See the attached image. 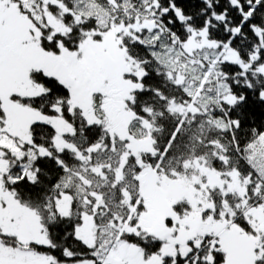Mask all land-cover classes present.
<instances>
[{
    "label": "trees",
    "instance_id": "obj_1",
    "mask_svg": "<svg viewBox=\"0 0 264 264\" xmlns=\"http://www.w3.org/2000/svg\"><path fill=\"white\" fill-rule=\"evenodd\" d=\"M12 1L25 7L29 18L37 25L40 19L45 21L42 28L40 25L39 45L43 52L54 55L63 50L77 51L89 37L100 40L114 25L127 27L120 33L121 45L142 68L131 76L140 84L130 102L138 118L132 124L131 133L134 137L149 135L153 143L151 151L128 156L124 139L116 143L101 124L90 123L70 111V92L63 81L46 70L35 68L32 75L45 92L14 100L41 116L61 115L73 130L66 135L73 147L58 149L54 143L55 128L46 120L33 122L29 129L31 146L24 144V147L35 149L37 155L27 173L18 165L12 168L13 181L6 184L8 189L20 202L50 214L48 243H32L33 250L50 255L57 262L94 259V248L75 232L86 213L100 227L110 222L115 226L121 223L123 239L140 248L148 258L160 254L162 239L127 230L137 221L132 212L139 198L137 210L140 215H147L148 196L141 188L147 183L144 166L177 178L193 175L190 165L199 159L223 176L238 173L242 180L248 181L249 205L264 204V168L261 167L264 163V70H261L264 65V0H27L26 4L24 0ZM49 15L60 17L64 28L56 29ZM137 23L147 24L136 30ZM204 29L209 39L238 55L236 61L219 59L215 67L232 97L218 98L215 87L207 82L202 86L204 103L197 112L188 113L184 118L182 112L171 106L192 100L195 88H188L193 85L189 82L178 83L174 75L170 77L178 64L174 60V68L168 70V56L164 57L163 53L176 51L177 44L184 48L193 32L200 33ZM191 56L187 60L192 64L187 62V66L206 72L208 59H204L203 54L200 57L199 53ZM212 57L215 56L209 58ZM194 81L199 83L200 77ZM2 106L0 102L1 116ZM80 155L91 162V188L84 185L88 167L83 170ZM91 193L94 194L91 204H85L83 198H89ZM64 194L72 198V210L65 215L58 211V201ZM239 201L214 188L204 204L214 202L217 216L222 211L229 212L228 215L236 211L232 220L248 234L250 224L241 214L242 209L234 207ZM225 202H230L233 210L222 209ZM178 205L180 210L173 207L175 213L191 212L192 205L187 200ZM209 211L210 208L205 209ZM173 220L167 219L169 226ZM2 239L12 247L18 244L7 234ZM222 239L206 234L195 242L192 237L188 242L191 249L188 258L182 256L181 251L177 257L170 251L162 264H174V260L176 264H223L228 251Z\"/></svg>",
    "mask_w": 264,
    "mask_h": 264
},
{
    "label": "rangeland",
    "instance_id": "obj_2",
    "mask_svg": "<svg viewBox=\"0 0 264 264\" xmlns=\"http://www.w3.org/2000/svg\"><path fill=\"white\" fill-rule=\"evenodd\" d=\"M26 1L22 2L26 4ZM49 20L56 29L64 28L60 17L49 15ZM40 22L37 25L30 19L25 7L19 6V3L0 0V102L3 104L2 116L0 114V264H162L164 256L172 253L170 251L176 254L175 257L181 251L182 256L188 258L191 250L188 242L192 237L195 242L201 240L206 234L223 238L228 251L227 260L223 264H264V204L249 205L248 181L242 180L238 173L231 172L230 175L223 176L199 159L190 165L193 167V175H181L177 178L162 175L151 166L143 167L147 183L141 188L145 189L148 196L147 215L142 216L137 210L139 198L132 212L137 221L134 226L127 227V230L145 234L147 237L155 236L157 240L162 239L163 248L160 254L148 258L140 248L133 247L123 239L121 223L115 226L110 222L109 225L100 227L86 213L75 232L94 248V259L57 262L50 255L38 253L30 247L35 242L48 243L47 220L50 214L41 213L38 209L20 202L6 184L13 181L12 168L18 165L23 173H27L37 155L35 149L24 147V144L31 143V124L46 120L55 128L56 147L60 150L73 147L66 139V135L73 130L61 115L41 116L36 110L15 101H19L20 97L29 98L45 92L32 75L35 68L37 71L46 70V73L49 72L63 81L70 92V111L90 123L101 124L110 139L117 141L116 143L119 144L124 139L128 156L153 149L149 135L134 137L131 133L132 124L138 118L131 110L130 102L135 90L140 87L131 76L142 68L121 45L120 33L127 27L124 24L119 25L120 27L114 25L102 39L89 37L80 44L77 51L63 50L61 54L54 55L43 52L39 45L40 25L42 28L46 24L42 19ZM146 24L137 23L135 28L137 30ZM192 34L184 48L177 44L176 51L163 53L164 57L168 56V70L174 68V60L178 64L175 74H170V77L173 78L171 75H174L178 83L189 82L193 85L188 88H195L192 100L183 104L173 103L171 106V109L182 112L184 118L188 113L197 112L204 103L202 86L207 82L215 87L218 98L232 97L215 67L219 59L238 60V55L231 48L226 47L224 50L217 42L209 39L207 29ZM197 53L200 57L203 54V58L209 61L205 65L206 72L191 65L187 66V62L192 64L187 59ZM211 55L215 57L209 58ZM261 70H264V65ZM199 77L200 82L195 83L194 80ZM80 162L83 170L88 167L84 185L88 184L91 188V162L84 157ZM140 164L144 165L142 162ZM261 167L264 168V163ZM214 188H219L225 195L234 196L235 200H241L234 207L237 210L242 209L241 214L250 224V233H244L232 220L236 211H232L230 215L229 212L226 214L222 211L217 216L214 213V202L204 204L206 200L209 201L210 190ZM91 195L94 194H90V199L83 198L85 204H91ZM186 200L192 205L191 212L185 215L175 213L173 207ZM58 202L59 212L64 215L71 212L72 198L69 194H64ZM225 205L222 209L226 211L234 208L230 202H225ZM208 208L210 211L207 213L205 209ZM168 218L174 219L173 227L168 225ZM4 234L15 238L17 246L8 245L2 239ZM173 262L176 264V260Z\"/></svg>",
    "mask_w": 264,
    "mask_h": 264
}]
</instances>
